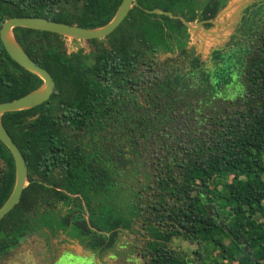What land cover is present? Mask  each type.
<instances>
[{"label": "trees", "instance_id": "obj_1", "mask_svg": "<svg viewBox=\"0 0 264 264\" xmlns=\"http://www.w3.org/2000/svg\"><path fill=\"white\" fill-rule=\"evenodd\" d=\"M120 1L0 0V27L10 17H42L96 28L110 21ZM206 1L137 3L193 23L211 19L220 10L219 0ZM13 35L48 71L54 89L38 106L1 115L25 160L29 184L0 219V261L29 240L41 245L40 238H45L48 252L49 241L56 243L62 231L67 238L63 243L93 255L95 264L123 254L124 245L142 264H224V258L229 264H264V48L246 66V90L236 94L241 105L214 120L217 124L207 137L180 146L178 156H166L136 142L132 126L147 137L153 131L151 119L141 115V125L135 124L122 104L142 91V80L158 54L176 48L182 57L196 61L193 48L185 47L189 32L179 20L133 7L109 35L86 40L94 45L90 53H68L66 38L50 32L17 27ZM171 38L174 45L169 44ZM41 83L14 62L0 42V102ZM114 107L116 123L110 118ZM142 152L150 161L139 157ZM140 170L147 180L146 195L139 192L135 178ZM13 184V159L0 142V206ZM257 214L259 221L253 218ZM124 231L142 240H125ZM176 236L198 245L195 261L171 247ZM203 245L214 249L212 262H206L211 251L206 253Z\"/></svg>", "mask_w": 264, "mask_h": 264}, {"label": "rangeland", "instance_id": "obj_2", "mask_svg": "<svg viewBox=\"0 0 264 264\" xmlns=\"http://www.w3.org/2000/svg\"><path fill=\"white\" fill-rule=\"evenodd\" d=\"M234 1L236 2L237 0H230V3L231 2L233 3ZM196 22L198 21L193 22L192 25H194ZM197 34L198 36L202 35L201 31H199ZM202 36H203V42L205 44V47H209L211 46V44L217 43V40L215 39L210 40V37H207L206 35H202ZM187 38H186L187 43L185 45L186 49H190L192 46H195V51L198 52L199 50L198 39L194 37L192 33H190L189 37L187 36ZM65 41H66V47H67L68 53L75 52L79 49H82L84 53H90L94 49L93 44L87 43L86 41H83V40L78 41V40L66 39ZM174 43H175L174 38H171L169 44L174 45ZM104 44H107V43H104ZM178 52L179 50L175 48V51L172 53L158 54L156 63L153 66L152 71L146 74L142 80L146 84L143 87L142 91L139 90L135 92L134 96H130L129 99H127L122 104L123 106H125V110H127L126 112L128 113V115L131 116L130 120L132 119V122L135 121L134 122L135 124H136V121H138L139 125H141L142 123L141 117H140L141 115H144L145 118H150L151 123H152V120L155 121L154 117H152L153 111L156 114L160 113L159 115H157L158 118L156 119L157 127L153 126L152 124L153 131L151 134H148L147 137L144 136L143 132L139 134L137 133L138 132L137 125L132 126V127L134 129V133H136L135 135L137 137L136 138L137 143H139L140 145L142 144L145 145V143H147L152 148H154L155 151H157V153L160 151L161 153H164L166 156H173L175 154L176 156L180 155V153L182 152L178 153L177 147L181 146L182 149L184 147H190L191 143L193 142L194 139L198 137V135L204 136L208 132L207 121L209 122V120L213 116L215 118L222 113L220 109L218 110V106H217L218 102L210 101L209 94L206 93L204 95L205 92L203 93V95L202 93H200L199 96H197L196 100L192 96H187L184 92H181V93L178 92L177 94L180 95L182 101L180 104L177 103V108L175 111L171 110L173 107V103H171L170 100L172 99H169L166 94H171L172 90H165V89H168L167 87H170V84H165L161 82V80H163V77H165V74L162 73V69L164 67V64L167 63L166 61L167 59H171V60H168V61H171L170 64H174L181 69L182 76L187 75L189 71L191 70H192V73L195 74L194 77L190 76V77H193L192 79L189 78L190 80H183L185 82L181 81L184 87L187 85L189 86V84H193L195 81H197V84L195 85V90L197 87L199 88L200 86L201 88L199 89L202 91L208 88L206 77H203V74H201V72L195 73V70H193V66L191 65V60L189 61L185 57L182 58L179 54L180 52L179 53ZM156 75L158 78L157 81L159 83L155 84L154 81H156ZM209 84H211L212 86L213 82L212 83L209 82ZM161 88L163 89V92L160 93ZM155 93L158 95V97ZM197 93H199V90H197ZM149 95L150 97L156 96L155 99L153 98L149 99L150 101L154 100L153 102L154 104L148 103L146 101ZM226 95H228V93H225L224 95L219 96V98L226 96ZM198 99H201V102H198L199 101ZM198 103H201V104L198 105ZM203 103H206V107L203 106ZM153 105L155 106L153 107ZM175 106L176 105H174V107ZM197 108L198 109L200 108L201 113H204L206 117V119H204V114L203 116H200L201 119H198V123H197V119H195L196 114H194V111ZM232 108L234 109L235 105ZM155 129H158V133L161 134V138L163 139L162 142H161L162 139L159 138L158 135L156 134L157 131H154ZM115 135H117L116 132H115ZM106 142L108 143L109 140ZM163 142L164 144L168 145L166 150L163 148ZM117 143H121L119 139L117 140ZM144 150L148 152L147 147H145ZM146 154L147 153L142 152L139 154L140 155L139 157H142L144 161H150L149 156ZM172 174L174 176H177L178 172L174 170ZM135 178L138 181L137 186H139L138 187L139 192L143 195H146L147 189H143V187H145V184L147 182V180L144 178V173L140 170V173L137 174ZM83 217H84V220L86 221V215H83ZM253 218L257 221L261 220V217L258 214L255 215ZM124 234H126V237H127L125 238V240L128 238L130 240L134 238L135 240H137V236H139L140 240H142L141 235H135L128 231H124ZM56 238L57 240L67 239L65 233L62 231L58 232ZM44 240L45 238H40L41 245L38 244L36 240H29V241L22 243L25 247L32 249L36 253L37 256L33 254L35 257V260H34L35 264H40L41 262L45 263V259L48 258L47 246ZM227 242H228L227 239L224 240V243H227ZM170 244L173 249L177 250V252H180V254L185 256L186 259H189L192 261H195L197 259V256L193 254V251L196 250L198 247L196 243H191L187 241L185 238H183L182 236H176L171 239ZM125 246L126 245H124V247ZM64 247H65L64 245L61 246V248H64ZM76 247H77L76 244L74 247L66 246V248L63 249L66 252L64 254H59L58 257L54 260V262L55 261L58 262L63 257H67V258L64 259L63 263L61 262V264H93L95 262V258L93 255H89L87 257L85 253H78L80 250H78V248L76 249ZM124 247L122 246L123 254H115L114 255L115 257H112L110 259L108 258L107 264H142L143 263L142 259L138 255H136L135 252H131L129 248L124 249ZM202 249L206 250V253L211 251L206 259V262H212L214 260L213 255L215 254L214 249L211 250V246L206 247L204 245ZM74 250L76 253H74ZM127 250L129 251L126 253ZM204 253L205 251L202 252V254ZM72 257H76V258L72 259ZM221 261L224 264H229L228 260L225 258L221 259ZM53 263L51 262V264Z\"/></svg>", "mask_w": 264, "mask_h": 264}, {"label": "flooded vegetation", "instance_id": "obj_3", "mask_svg": "<svg viewBox=\"0 0 264 264\" xmlns=\"http://www.w3.org/2000/svg\"><path fill=\"white\" fill-rule=\"evenodd\" d=\"M208 1H214L215 3L218 0H207L206 2ZM219 1L220 2H218V6L220 7V10L213 18H201L196 20L219 21L218 26L214 25L211 22L203 24V26L209 31L218 30L219 33L215 34L214 37H210V40L215 39L217 40V43L211 44V46L209 47H205L204 42L203 44H200L199 42L198 52L195 51V46H192L193 51L191 53V56H195L196 58V61L194 60L195 62H191L193 70H195V73L201 72V74H203V77H206L208 88H206L205 90L203 89L204 91H202L199 89L201 88L200 86L195 90L197 81H195L193 84H189V86L187 85L184 87L181 81L190 80L195 76V74H193L191 70L187 75L182 76L181 69L174 64H170L171 61H168L171 59L166 60L167 63L164 64V67L162 69V73L165 74V77H163V80H161V82L170 84V87H167L168 89L165 90H172L171 94H166L169 99H172L170 100V102L173 103V107L171 109L172 111H175L177 108V103L180 104L182 101L180 95L177 94L178 92H184L187 96H192L195 100L200 93H202L203 95V93L205 92L204 95L206 93L209 94L210 101L218 102V110L220 109L222 113L215 118L213 116L209 120V122L207 121L208 132L204 135L205 137H207L216 126L217 122H214V120H220L223 116H227L233 110L232 107L234 105V110L241 105V96L236 94L237 92H245L246 90L245 85L247 84V82L245 78L247 76V68L249 67L248 64L250 65L254 56L259 55L264 48V0H248L249 3H247V5L244 6V9H242L239 13L236 14V7H233L221 16H219V14L222 13L226 8H228L232 3H230V0ZM221 1H224V4L222 6ZM242 2H244V0ZM231 25H233L232 28L230 27ZM193 36L198 39V35ZM180 56L182 57V55ZM157 79L158 78L156 75V81H154L155 84L159 83ZM209 82H213L212 86L211 84H209ZM197 90H199V93H197ZM161 92H163L162 88L160 93ZM225 93H228V95L219 98V96L224 95ZM151 98L155 99L156 96L150 97L149 95L146 101L148 103L154 104V100H149ZM198 100V102H201V99ZM200 104L201 103H198V105ZM174 105L176 106L174 107ZM154 106L155 105H153V107ZM203 106L206 107V103H203ZM122 107L125 109V106L122 105ZM199 109L197 108V111H194V114H196L195 119H197V123L198 119H201L200 116H203L204 114L201 113V109ZM159 114L160 113L156 114L153 111L152 117H154L155 121L152 120V124L155 127H157L156 119L158 118L157 115ZM110 118L112 119V123L118 122V110L116 109V107L112 109ZM204 119H206L205 114ZM154 131H157L156 134L159 138H161V134L158 133V129H155ZM162 141L163 139L161 140V142ZM167 146L168 145L164 144L163 142V148L165 150ZM179 148L180 146L177 147V149ZM56 241V243L51 240L49 241L48 246L50 249L48 250V258L45 260V263L41 262L40 264H51V262L53 263L59 254H64L66 252L63 250L64 248H66L63 240L56 239ZM63 245L65 247L61 248V246ZM33 254L36 255V253L32 249L20 246L18 249L13 250L7 259L1 260L0 264H35V257ZM86 256L88 257L89 255L86 254ZM66 258L67 257H63L61 258V260H59L58 262L55 261L53 264H61V262L63 263L64 259ZM75 258L76 257H72V259Z\"/></svg>", "mask_w": 264, "mask_h": 264}, {"label": "water", "instance_id": "obj_4", "mask_svg": "<svg viewBox=\"0 0 264 264\" xmlns=\"http://www.w3.org/2000/svg\"><path fill=\"white\" fill-rule=\"evenodd\" d=\"M242 1L243 0H237L236 2H231L232 4L228 8H226L222 13H220L219 16H221L233 7H236V14L239 13L242 9H244V6L249 3L248 0H244V2ZM133 7H138L148 14H161L171 19L179 20L187 29V31L195 36L198 35V30L201 31L202 35H206L207 37H214L215 34L219 33L218 30L209 31L203 26V24L207 22H211L214 25L218 26L219 21L217 20H200L194 25H192V23L188 22L183 16L173 15L171 12L163 11L159 8L151 10L142 8L137 3V0H121L110 21L96 28H84L76 25L66 24L63 22L53 21L42 17H10L7 18L1 25L0 42L3 48L5 49L6 53L19 66L40 78L42 83L39 87L16 99L0 102V142L10 152L13 159L14 167L13 188L6 201L0 206V219L4 217L19 202L22 190L27 184H29V180L27 179L28 170L25 160L18 147L13 143L12 139L5 130L1 121V115L7 112L30 109L35 106H38L48 100L50 95L53 93L54 89V81L48 71L39 66L37 63H35L23 51V49L19 46L13 35V29L17 27H22L40 30L60 35L66 39L78 41L102 39L116 29V27L126 17L129 10ZM230 27L232 28L233 25H231ZM202 35L197 36L200 44H203ZM78 253L85 252L79 251Z\"/></svg>", "mask_w": 264, "mask_h": 264}, {"label": "crops", "instance_id": "obj_5", "mask_svg": "<svg viewBox=\"0 0 264 264\" xmlns=\"http://www.w3.org/2000/svg\"><path fill=\"white\" fill-rule=\"evenodd\" d=\"M34 263H35V261H34Z\"/></svg>", "mask_w": 264, "mask_h": 264}]
</instances>
